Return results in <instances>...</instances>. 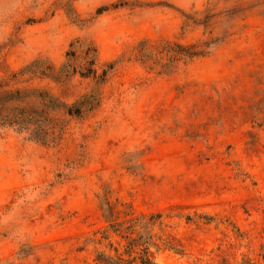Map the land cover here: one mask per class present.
Returning a JSON list of instances; mask_svg holds the SVG:
<instances>
[{
  "label": "rangeland",
  "instance_id": "1",
  "mask_svg": "<svg viewBox=\"0 0 264 264\" xmlns=\"http://www.w3.org/2000/svg\"><path fill=\"white\" fill-rule=\"evenodd\" d=\"M37 59L82 113L0 128V264H264V0H0Z\"/></svg>",
  "mask_w": 264,
  "mask_h": 264
},
{
  "label": "trees",
  "instance_id": "2",
  "mask_svg": "<svg viewBox=\"0 0 264 264\" xmlns=\"http://www.w3.org/2000/svg\"><path fill=\"white\" fill-rule=\"evenodd\" d=\"M81 44L79 48L85 57L84 70L94 71L96 61L94 49L82 42ZM67 55L74 54L70 50ZM67 66L64 64L55 75L64 76L69 72ZM50 68L44 60L37 59L18 71L0 76V128H16L32 134L42 143H50L59 137L58 131L63 128L62 113L68 115L82 113L81 100L67 104L47 89L29 83L34 76L52 77L54 75L52 72L46 74ZM108 263L119 264L115 260H109Z\"/></svg>",
  "mask_w": 264,
  "mask_h": 264
}]
</instances>
